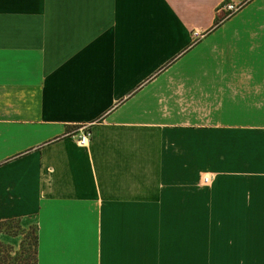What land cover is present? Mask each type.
I'll return each mask as SVG.
<instances>
[{"label":"crops","instance_id":"obj_1","mask_svg":"<svg viewBox=\"0 0 264 264\" xmlns=\"http://www.w3.org/2000/svg\"><path fill=\"white\" fill-rule=\"evenodd\" d=\"M7 220L38 264H264V0H0Z\"/></svg>","mask_w":264,"mask_h":264},{"label":"trees","instance_id":"obj_2","mask_svg":"<svg viewBox=\"0 0 264 264\" xmlns=\"http://www.w3.org/2000/svg\"><path fill=\"white\" fill-rule=\"evenodd\" d=\"M220 22L218 21L216 25H218ZM16 223L19 230H12L9 227H3L6 224L10 223ZM32 256H26V243L23 240L21 243V248L19 250H15L14 246H12L9 243H6L4 241H0V264H38V234H37V228L32 226ZM5 231V233H8L13 236H17L20 234H23V228L19 222V220H7V221H1L0 222V232ZM25 231V230H24ZM26 233V232H25ZM27 235V233H26Z\"/></svg>","mask_w":264,"mask_h":264},{"label":"rangeland","instance_id":"obj_3","mask_svg":"<svg viewBox=\"0 0 264 264\" xmlns=\"http://www.w3.org/2000/svg\"><path fill=\"white\" fill-rule=\"evenodd\" d=\"M3 227H9L10 229H12V230H19L18 229V227H17V225H16V223H14V222H12V223H10L9 225L8 224H6L5 226H3ZM2 232H5L4 230L2 231ZM27 233V235H26V233ZM1 233V232H0ZM33 232H32V229L30 228V229H28L27 231H24L23 230V234H21V236H19L16 240H13V242H19L20 241V239L23 241H25V243H26V256H32V250H33V245H32V242H33V240H32V236H33V234H32ZM8 234V233H7ZM0 241H2V240H0ZM22 241H21V243H22ZM12 245V244H11ZM12 246H14V245H12ZM14 248H15V246H14ZM21 248V244H20V247H19V249ZM19 249H16L15 248V250H19Z\"/></svg>","mask_w":264,"mask_h":264},{"label":"built area","instance_id":"obj_4","mask_svg":"<svg viewBox=\"0 0 264 264\" xmlns=\"http://www.w3.org/2000/svg\"><path fill=\"white\" fill-rule=\"evenodd\" d=\"M225 9L228 11L227 15L232 14L233 12H235L236 10H238V8L240 6L234 4L233 2H226V4H224ZM92 137V131L86 127L85 128V132H83L80 136H79V142L81 144H85L87 141H89ZM210 178L209 177H205V182H209Z\"/></svg>","mask_w":264,"mask_h":264}]
</instances>
